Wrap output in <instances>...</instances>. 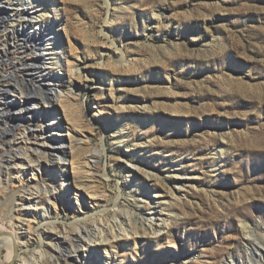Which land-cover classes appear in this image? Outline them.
<instances>
[{"label":"rangeland","instance_id":"rangeland-1","mask_svg":"<svg viewBox=\"0 0 264 264\" xmlns=\"http://www.w3.org/2000/svg\"><path fill=\"white\" fill-rule=\"evenodd\" d=\"M2 2L5 26L16 30L4 36L0 23V67L7 70L0 71V177L8 157L25 145L34 156V149L48 151L50 161H40L45 182L53 170L55 185L96 201L80 211L71 194L57 214L37 201L32 209L43 216L52 208L46 218L58 220L59 230L91 227L102 214L109 222L130 214L139 228L141 217L155 215L147 235L118 232L110 246L93 243L74 264H264V0H40L42 20L26 6L33 18L25 29L17 25L26 21L8 15L19 0ZM39 22L58 28L55 65L45 64L50 56L21 49L20 35H35ZM30 63L35 66L28 70ZM3 78L47 99H29L27 109L7 115L9 132L4 107L19 110L23 103L13 92L8 104L1 99ZM56 78L63 82L54 87ZM21 129L29 144L21 141ZM70 136L76 137L72 155ZM44 140L66 146L51 153ZM65 150L67 182L58 164ZM15 167L10 170H24ZM9 192L0 191V220ZM21 204L14 210L23 212ZM164 218L167 227L154 234ZM39 220H31L39 233H30L22 257L52 241L49 223ZM61 245L68 254L67 243ZM1 252L4 260L7 249Z\"/></svg>","mask_w":264,"mask_h":264},{"label":"bare ground","instance_id":"bare-ground-1","mask_svg":"<svg viewBox=\"0 0 264 264\" xmlns=\"http://www.w3.org/2000/svg\"><path fill=\"white\" fill-rule=\"evenodd\" d=\"M8 2H11V0H8ZM39 2H40V0H19V3H18V5H16V7H14V5L10 4V6H12L14 9L12 11H9L8 15L11 16V17H17L20 21H26V22H20L19 25H17V26H20L21 29H25L26 28V27H24L25 25H28L29 27H32L31 23L29 21H27V18L28 17L31 18L32 16H29V13H28V10L26 9V6L30 7V8L29 7L28 8L32 10V12L34 14L33 17L38 23V19L40 21V19L43 16L42 12L40 13V11L38 9H36V6H35V4H37ZM2 4H3V2H2V0H0V6ZM3 16H2V14H0V23H4V27L2 29V32H5L4 36L9 37L10 35H12L11 32L16 30V28H15L16 25L13 24L14 26L12 28H8V26H5L6 24L4 22L5 20L3 19ZM36 25L37 26H35V28H34L35 35H31V34L29 35V34H27V33L22 31L23 35L21 34L20 36H22L21 38L24 40V44H23L24 46L21 49H26L27 52L30 55L31 54H35L36 51H39V53L44 55L45 57L46 56H50L49 58H45V60L47 61L45 64H51L52 65L54 63H52V59L53 58H51V55H53L54 53L58 54L57 51H56V48H55L56 47L55 46L56 42L58 41V38H59L58 28H57V26H55V24L54 25L45 26V25H42L39 22V24H36ZM14 34H15V32L13 33V35ZM14 39L17 40V38H15V36H14ZM3 40H6V39H3ZM1 43H3V42L1 41ZM15 44H18V43H15ZM5 45L9 46V43H7V41H6ZM16 56H18V55H16ZM25 66L29 70L30 68H33L35 66V64H31L30 63V64H26ZM9 67H11V66H9ZM20 70H21V68H20ZM0 71H2L1 67H0ZM12 71H15V70H12ZM2 72H3L2 74H5V73H7V70H3ZM15 74H16V72H15ZM50 77H52V76H50ZM3 80L4 81H2V80L1 81L3 83H5V86H3L4 88L1 91V93H2L1 99L5 100V103L8 104V101H7L8 96L7 95L9 93L13 92V93H16V95L17 94L20 95L21 104L23 103L19 110L18 109L17 110L8 109L6 111V108H5L6 106L4 107V114L6 115V117H4V123H3L4 129L3 130L5 132H9L8 131V127L10 126L9 125L10 122H8V120H7V115H11L13 111H23V110L27 109L28 106H26V104L29 103V101H28L29 99H31V100L32 99H35V100L39 99V100H42V101L47 100V99H46V96L44 97V92L39 90V89H38L39 91L36 90L37 91L36 93H26L25 90L22 88L23 86L20 88V85H18V83L16 84V86H14L15 84L12 82L11 78H3ZM69 80L71 81V78ZM51 82H53L54 83L53 86L56 87V85H60L61 82H63V81L60 80L59 78H56V79H51ZM71 86L72 85L70 84L69 87H71ZM54 87H52V88H54ZM69 87H67V88H69ZM54 90L55 89H52V91H54ZM70 91H71V89H70ZM58 97L60 98L61 95L58 96ZM68 100L66 101V103L68 102ZM37 102L33 103V105H38L39 103H37ZM51 104H53V103H51ZM51 121H52L51 124L57 125L58 127L61 124L60 121L58 120V118H53ZM18 131H19V133L21 135V141L24 142V143L27 142L28 141L27 140V133H26L27 131L26 130H22V129L18 130ZM43 135L44 134H42L40 136H43ZM34 137H35V135H34ZM75 138L76 137H71L70 136V139H69V137H68V139L70 140V142H69L70 145H67V146H69L68 148L70 149L71 155L74 153V149H75L74 148V142L76 140ZM28 142H27V144H29ZM43 144L45 146L46 145L51 146V151H50L51 153L58 152L57 150L60 147H61V150H63L65 148V146H66L64 143L50 145L49 143L45 142V140H44ZM24 148L25 149H24V151L22 153H18L16 155H14V157H8L10 159H7L8 160V164L5 165V166H7L8 169L4 173V177L3 178L0 177V191L8 190V189L11 190V192H9V193H11V198L9 199V202H7L8 205L5 203L7 205L6 208H9V210H8V212H6L5 210L2 211V213L4 215V219L0 220V264H46L50 260H53L51 262H53L54 264H74L75 262H79L80 261V256L82 257V254H83V256H86L89 253H91V250H92L91 249V247H92L91 245L93 243H101V244H105V245L109 244V246H110L113 243L112 241L118 239L119 236H121L120 234H122V233L125 236L128 237V235H131V234L132 235L133 234L134 235L135 234H140L139 230L141 232H143L144 234H146V232H149L150 229L148 227H146V225H148L146 223L150 222V221L153 222V220L155 218L154 217L155 215L154 216H149V217H144V216L141 217V218H143V221L140 224L139 228L137 226L136 221H134V217L132 215H130V214L127 215V218L125 219V221H123V220L120 221L115 216L113 218V220H114L113 222H109V220H110L109 217L110 216H107L106 214H102L100 218H96L95 217L94 220H92V222H91L92 226L91 227L89 225V226H85L83 228V227L80 226V224H74V225H76V228L73 230V232L68 231L67 229H63V230L57 229V223H58L57 221L58 220L50 221L48 218H46V216L47 215H51V212H53V211H51L52 208H53V210H55V214H57L58 213L57 205L58 204L62 205L64 203H66L65 202L66 196L74 194V197H72V199L76 202L77 208L80 211L85 209L86 206L87 207L89 205L90 206H92V205L94 206L96 201L95 202L94 201H88L87 197H84L80 191H77V190L76 191H72L71 190L70 193H69L68 192L69 190H65L64 189V187H65L64 185H62V184L61 185L60 184L55 185L54 182H56V180H58V179H56V177H55L56 173H54L53 170H51L52 172H51V175H50L51 182L47 184L45 182V177H43V173L42 174L40 173L41 172V170H40V166H41L40 165V161L42 159L45 160V161H47V160L50 161V158H51L50 155H49L50 153L48 151H44L43 152V151H40L38 149H34L32 152H34V151L37 152L39 154V155L37 154L38 155V157H37V155L34 156L32 153L31 154L29 153V148L26 147V145H25ZM70 152L68 150H65V151H60V153H59V157H60L59 158V160H60L59 162L60 163H58V164L60 165V168H61V176L60 177L65 178L64 182L69 181V177H68L69 173H68V169L66 168L65 163H63V161H67V156L69 155ZM1 165L3 166V163H1ZM21 165H22V167L24 169L21 172L16 173L17 171L16 172H12V170H10L11 166L19 167ZM87 165H89V164H87ZM92 166H93V164H92ZM97 166H99V165H97ZM37 169L39 170L38 173H36ZM30 171H31V173H29L30 176L28 177V172H30ZM89 172H91V171L88 170V173ZM39 173H40V176H39ZM36 175L39 176V179L35 178ZM13 177L16 178V182L13 180ZM27 177H28L27 180H31V181L27 182V184L25 186H23V188H22V185H24L25 180H26ZM34 178L39 180V181L37 183H33L32 180ZM39 182L40 183L43 182V185L39 184ZM67 193H68V195H67ZM6 198H9V197H6ZM41 199H42V201H47L49 203V205H51V207H52V208L47 207L45 209V211H43L45 213V215H43V216L41 215L40 212H38V210L32 209L33 206H37L38 205L36 203H38L39 201L41 202ZM117 200H119V198ZM146 200H148V197H146ZM18 201L20 203H22L21 204L22 206L20 208L23 210V212H21V211L18 212L17 210H14V208L17 209V206H16L17 204L15 205V202H18ZM117 202H120V201H117ZM18 210H20V209H18ZM152 213L154 214V212H152ZM40 216L44 220L43 224H45V222L49 223L50 228H48V229H50L51 233L54 232L53 238L51 239L52 241L51 242L49 241L50 243L48 242L49 245H44L41 248H38L35 252H33L32 256L30 255L29 258L22 257L21 254H20V251L24 250V248L27 247L29 242L31 241V234L30 233H32V232L39 233L38 230L32 224L31 220L37 221V220H39L41 218ZM26 219H29V220L26 221ZM78 220H79V218H78ZM6 221L9 222L10 227H11L12 230H10L7 227V225L5 223ZM17 221H19V222L21 221L22 224L15 223ZM167 221L168 220L165 219V218L161 219V221L159 222V225L157 224L158 227L152 229L153 233L157 234V233L162 232L164 230V228H166L167 225H168V224H166ZM150 226H152V225H150ZM65 227H67V226H65ZM245 228H247V226H245L244 229ZM21 230H23V231H21ZM248 231L249 230H247V232ZM118 232L120 234H118ZM45 234H46V232H45ZM134 235H133V237H134ZM136 236H139V235H136ZM61 237L63 239H60ZM44 240H45V238H42V241H44ZM62 242L67 243V246H68V249H69V253L68 254L64 253V250L62 249V245H61ZM3 247L5 249H7V254H6L4 260H2V257H1V253H3V252H1V250H2ZM47 248L50 249V251L52 253L51 255H49L46 252ZM80 248H83L84 251H83V253L78 254L79 251H80ZM72 256L75 257V261H71L70 260V258ZM228 264H236V263H228Z\"/></svg>","mask_w":264,"mask_h":264}]
</instances>
